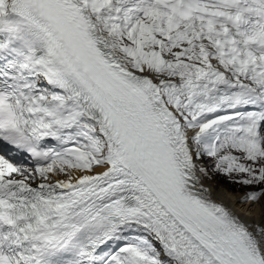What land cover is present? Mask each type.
I'll list each match as a JSON object with an SVG mask.
<instances>
[{"label":"snow or ice","instance_id":"snow-or-ice-1","mask_svg":"<svg viewBox=\"0 0 264 264\" xmlns=\"http://www.w3.org/2000/svg\"><path fill=\"white\" fill-rule=\"evenodd\" d=\"M264 0H0V264H264Z\"/></svg>","mask_w":264,"mask_h":264},{"label":"bare ground","instance_id":"bare-ground-1","mask_svg":"<svg viewBox=\"0 0 264 264\" xmlns=\"http://www.w3.org/2000/svg\"><path fill=\"white\" fill-rule=\"evenodd\" d=\"M204 187L208 188L212 194V198L217 202H223L238 215H240L245 221L250 223L264 224V203L262 201L257 202L253 206L252 203H242L241 196L238 193H231L225 189L215 188L212 185L205 183L202 180Z\"/></svg>","mask_w":264,"mask_h":264},{"label":"rangeland","instance_id":"rangeland-1","mask_svg":"<svg viewBox=\"0 0 264 264\" xmlns=\"http://www.w3.org/2000/svg\"><path fill=\"white\" fill-rule=\"evenodd\" d=\"M212 179H215L217 182L215 181H212ZM205 181V183L209 184V185H212L213 187L215 188H219V184H221L219 181H220V178L219 177H216V178H205L203 179ZM217 184V185H216ZM224 185L227 187V188H232V190H230L232 193H236L237 190H235L236 186L234 184H228L227 182H224ZM227 191H229V189H227ZM239 193V192H238ZM261 201L264 203V198H261ZM253 206H256V205H253Z\"/></svg>","mask_w":264,"mask_h":264}]
</instances>
